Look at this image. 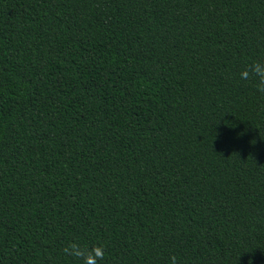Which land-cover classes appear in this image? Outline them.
<instances>
[{
  "label": "trees",
  "instance_id": "16d2710c",
  "mask_svg": "<svg viewBox=\"0 0 264 264\" xmlns=\"http://www.w3.org/2000/svg\"><path fill=\"white\" fill-rule=\"evenodd\" d=\"M264 0H0V264H264Z\"/></svg>",
  "mask_w": 264,
  "mask_h": 264
},
{
  "label": "clouds",
  "instance_id": "9594fccd",
  "mask_svg": "<svg viewBox=\"0 0 264 264\" xmlns=\"http://www.w3.org/2000/svg\"><path fill=\"white\" fill-rule=\"evenodd\" d=\"M240 79L253 82L255 89L264 95V55L244 67L240 71ZM62 251L65 255L81 261V264H98L99 261L105 258L103 245L98 244L89 247L75 240L68 243ZM170 259L171 264H177L175 256Z\"/></svg>",
  "mask_w": 264,
  "mask_h": 264
}]
</instances>
